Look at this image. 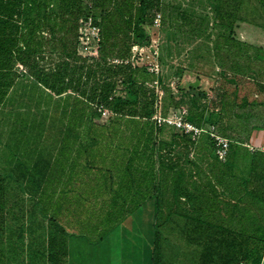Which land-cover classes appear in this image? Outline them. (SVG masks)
Segmentation results:
<instances>
[{"label":"trees","instance_id":"obj_1","mask_svg":"<svg viewBox=\"0 0 264 264\" xmlns=\"http://www.w3.org/2000/svg\"><path fill=\"white\" fill-rule=\"evenodd\" d=\"M208 1L219 27L216 94L198 80L175 93L162 77V108L184 106L189 121L215 125L230 154L264 130V50L234 35L245 23L264 28V0L252 8L261 21L241 16L246 0ZM167 8L166 0H0V264H78L69 238L98 245L150 199L151 264H264V209L252 212V228L232 227L229 210L213 204L207 172L233 170L229 155L209 161L202 151L201 191L190 190L195 161L170 153L181 146L189 157L201 138L211 150L210 136L158 127L152 74L109 61L148 42L146 25ZM86 15L100 27L97 58L77 52ZM138 260L146 264L144 252Z\"/></svg>","mask_w":264,"mask_h":264},{"label":"rangeland","instance_id":"obj_2","mask_svg":"<svg viewBox=\"0 0 264 264\" xmlns=\"http://www.w3.org/2000/svg\"><path fill=\"white\" fill-rule=\"evenodd\" d=\"M166 4L168 5L167 10L159 13L161 16L160 25L158 27L146 25L145 27L149 38H153L159 42L160 58H163V78L166 83H168L169 79L176 80L177 73L181 71L182 76L178 84V90L186 89L189 83L198 80L201 89L209 97H212L216 94L214 88L216 87L217 73L220 69L221 60L215 55V40L219 27L214 21L209 1L166 0ZM255 6V0H246L241 16L247 20H263L260 12L256 11L254 13L252 11V8ZM234 35L242 41L261 46L264 50V28L245 23L242 25V28L235 30ZM16 66L19 72L24 73V70H21L18 64ZM23 69L25 68L23 67ZM207 142L205 138H201L198 148L189 157L186 156L185 150L181 146H174L170 153V156L174 157L183 155L182 159L184 162L191 159L195 161L196 164L193 166L191 173L192 178L189 179V187L192 191H201V152L208 150V153H211ZM200 146H202V149ZM196 167L198 168L196 169ZM168 193L171 192L169 191ZM153 203L155 205L154 199L148 200L141 206L140 211H135L127 217L128 219L131 217V221H126L125 224V226L128 225V228L126 226V232H128L130 237L134 232V230L129 231L131 229L129 227L130 223L135 224V220L139 223V217L142 219V222L146 221L148 223L150 220L148 214L149 205L152 206ZM186 206L189 207L188 205ZM146 213L147 215L145 216ZM119 228L123 229L122 223L118 224L105 238V241L109 240V244L112 243V246H114L111 248V259L106 260V253L100 255L103 264H140L138 263L140 253L144 252L146 257L149 256L150 249L148 245L143 244L141 241L138 242L136 237L134 238H136L137 243L134 242L135 244L133 245L124 242V240L120 241ZM84 241L85 239L81 238L72 248L74 253L72 257L77 258L76 262L78 264L84 263V261L88 264L89 261L88 256L83 253ZM122 250L123 254H121Z\"/></svg>","mask_w":264,"mask_h":264},{"label":"crops","instance_id":"obj_3","mask_svg":"<svg viewBox=\"0 0 264 264\" xmlns=\"http://www.w3.org/2000/svg\"><path fill=\"white\" fill-rule=\"evenodd\" d=\"M192 153L193 152H191V154ZM211 153L208 155V160L214 161L215 158L212 149ZM228 155L229 163L232 167H234L233 170H227L226 167L223 168L222 165L218 164L221 166V170H219L218 166H215L212 175L207 172L215 185V192L213 193V204L215 209L217 208L219 210L221 208V210H229L230 226H243L245 228H252L254 222L252 219V212L254 213L256 211L264 209V175L260 177L261 180H258L259 172L262 171L261 173H264V130L254 131L251 139L247 142L236 141L234 144H232V149L230 150V154L228 153ZM249 177H251L252 182H248ZM241 178H246L247 183L245 186L241 183ZM259 181L261 182L258 184ZM251 190L255 191L251 192ZM140 208L136 211H140ZM149 208L150 209L148 214L150 220L148 223H146V221L142 222V219L140 217L139 223L137 222V220H135V224L130 223L131 225H129V227H131V229L129 231L134 230L131 237L129 236L128 232H126L128 225H126L127 228L125 226L126 221H131V217L129 219L127 218L128 220L126 219L122 222L123 229L119 228L121 235V239L119 238L120 241L124 240V242H128L129 244L133 245L137 243V238L138 242L141 241L143 244L148 245L150 252L148 253L149 256L146 257L147 264H151L150 254L152 251L151 245L153 240V217L155 210L154 203L152 206L149 205ZM146 215L147 213L145 214V216ZM79 240L81 239L69 238V257L70 260L74 262L77 258L72 257V255L74 254L72 248L73 245H75ZM113 246L112 243L109 244V240L105 241V239L98 245H91L88 242L84 241L83 253L88 256V264H103V260L100 255L106 253V260L111 259L112 256L110 255V253L112 252L111 248ZM123 250L121 254H123Z\"/></svg>","mask_w":264,"mask_h":264},{"label":"built area","instance_id":"obj_4","mask_svg":"<svg viewBox=\"0 0 264 264\" xmlns=\"http://www.w3.org/2000/svg\"><path fill=\"white\" fill-rule=\"evenodd\" d=\"M161 16L157 14L153 20L152 26L160 25ZM101 40L100 27L95 23L92 15L82 16L77 23V52L78 55L84 58H97L99 55V43ZM111 63H124L132 68L144 67L148 73L152 74L154 80L149 84L154 89L157 100L155 103V113L152 120L158 127L169 126L174 128L181 134L190 136L196 140L204 134L209 135L213 142V155L219 161H224L229 153L231 140L216 131L215 125L199 126L187 119L188 109L184 106L177 109H171L167 114H163L162 97L164 95L163 84V66L160 61V48L158 40L149 38L146 43H134L131 46L130 55L126 59L110 58ZM21 70L23 66L18 64ZM167 85L173 92L178 93V85L175 79L168 81ZM103 115L111 114V111L98 106Z\"/></svg>","mask_w":264,"mask_h":264}]
</instances>
